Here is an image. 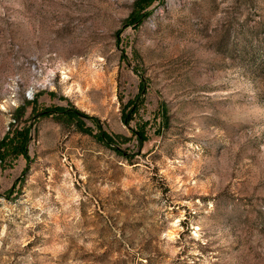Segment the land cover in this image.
<instances>
[{"label":"rangeland","instance_id":"1","mask_svg":"<svg viewBox=\"0 0 264 264\" xmlns=\"http://www.w3.org/2000/svg\"><path fill=\"white\" fill-rule=\"evenodd\" d=\"M0 264H264V0H0Z\"/></svg>","mask_w":264,"mask_h":264}]
</instances>
